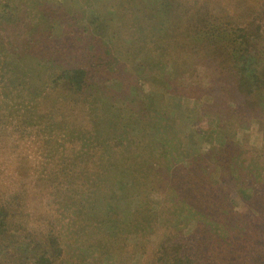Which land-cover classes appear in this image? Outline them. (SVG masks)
Listing matches in <instances>:
<instances>
[{"label":"rangeland","instance_id":"1","mask_svg":"<svg viewBox=\"0 0 264 264\" xmlns=\"http://www.w3.org/2000/svg\"><path fill=\"white\" fill-rule=\"evenodd\" d=\"M200 1L209 4L211 9L229 19L233 18L235 21L240 18L237 21L240 23L264 15L261 12L263 0H189L187 4L191 2L190 5L197 3L200 6ZM136 2L137 0H11L17 10L13 15L15 23L8 24L6 31L0 26L5 31L0 36L1 44L8 48L5 53L14 54L15 57L33 54L34 67H37L38 73L42 72V66L38 63H41L43 49L48 52L52 39H57V43L61 42L60 45L68 44L66 51L69 52L70 44L81 37L84 42L82 48H89L92 43V53L102 63L113 61L116 55L121 58L117 82L114 83L113 78L109 82L103 79L100 82L106 89L103 87L97 93L99 104L95 106L102 120L97 116L90 117L86 111L77 113L74 107L77 106L79 111L84 104L73 105L69 97L59 102L49 95L46 98L36 97L30 83H7L0 78V201L14 200L17 205L15 197L18 196L20 209L15 211L13 224H16L11 226L17 228L16 232H28V235L38 240L42 238V233L53 231L60 234L64 246L63 264L76 262L81 248L85 249L86 255L75 264H154L160 243L174 232L181 235V229H184L186 235H190L197 224V217L192 213L203 211L198 205L190 208L183 201L186 195L183 184L186 182L180 184L181 180H173L172 172L166 171L165 165L173 168L174 164L167 160L166 163L164 158L152 155L151 160L160 172L157 174L158 178L137 179L135 177L141 174L127 172L131 163H134L136 154L140 155L147 150L144 139L140 140L139 145L135 136L137 133L140 138L141 134L146 133L148 122L140 118L142 121L138 123L133 117L128 123L123 108L125 99H117L115 104L112 102L117 90L124 88L127 95L141 100L140 106H134L137 111L147 101V97L160 102L172 115L171 122L175 121L182 129L183 137L198 133V145L196 139L191 148L187 145L189 141H182L183 147L178 150L182 156L177 166L188 168L190 158L200 160L201 164L207 166L211 162H220L225 146L230 149L234 160L238 156L240 159L264 157V119L257 111H247L248 107L252 110L253 102L238 94L233 80L223 77L215 80L217 69L212 65L214 62L207 58V52H202L203 47L187 53L195 59V63L190 66L187 65V54L178 55L181 66L177 70L170 65L172 59L164 58L162 65L167 67L164 74L158 68H145L132 59V51L137 45H146L150 49L146 51L152 57L159 58L162 54L161 48L157 47L150 36L146 38L145 44L140 39L142 35L135 25L141 24L150 10L139 9L140 4ZM48 7L55 12L53 15L57 21L60 17L70 23L57 22L53 31L47 26L44 30L35 32L38 20L36 15H39V10L49 13ZM149 16L150 21L155 24L154 31H165L166 25L162 23L165 19L159 16L155 18L151 14ZM101 23L103 28H99ZM124 24L132 33L127 34L126 38L133 41L119 53L116 43L123 30L121 34L116 33L115 37L107 36V33L115 27L124 29ZM149 32L151 33L150 29ZM174 35L165 37L173 41H167V44L173 45L176 38ZM62 36L64 37L61 38ZM65 40H69V43L62 42ZM121 44L125 45L120 42L119 45ZM167 52L178 54L173 47ZM94 60L96 58L92 62ZM79 61L87 62L85 52ZM160 62L154 59L152 64H161ZM50 64V61L41 63L46 67ZM22 65L18 69L19 74L28 69H23ZM0 71L2 75V68ZM69 107L76 111L74 116L69 115ZM239 114L242 121L235 119ZM95 117L100 120L98 126ZM217 126L218 135L213 136V145L207 141L201 142V136L207 139L208 134ZM229 129L231 135L225 137L229 139L227 145L221 133ZM123 133L132 137V143L137 145L129 144V140L126 145L116 142ZM72 135H81L82 138L79 136L74 143L73 140L76 139ZM90 135H96L97 139L89 141L88 145L84 144L86 139H90ZM230 142L234 145L229 144ZM196 151L202 154L203 159L196 158ZM215 165L220 166L219 163ZM107 169L110 172H106ZM193 183L200 184L196 180ZM199 187L204 198L214 196L217 191L210 183ZM229 189L231 190L228 192L231 191L232 194L227 199L233 210L236 213L253 214L247 196L259 191L250 192V189L233 185ZM106 191V195L113 192L118 197L117 205L130 202V205L124 206L129 213H107V210H112V206L106 205L104 209L98 207L97 202L104 199L106 195L103 192ZM108 199L113 200L111 195ZM134 211L136 213H132ZM110 214L113 215L112 218L123 214L121 220L126 225L121 226L120 231L127 230L113 234L110 238L111 247L104 248L100 236L104 230L100 223L102 218ZM180 218L183 222L179 221ZM131 221L136 223L129 224ZM114 227L111 228L117 230ZM26 243L22 248L28 249L19 253L27 260L35 251L30 249L32 244Z\"/></svg>","mask_w":264,"mask_h":264},{"label":"trees","instance_id":"2","mask_svg":"<svg viewBox=\"0 0 264 264\" xmlns=\"http://www.w3.org/2000/svg\"><path fill=\"white\" fill-rule=\"evenodd\" d=\"M187 3H189V0H137L136 4H140L139 9L150 10L145 14L142 23L139 24L140 21H138L137 24L139 25H135L138 33L142 35L140 39H143L145 44L146 38L150 36L156 42L157 47L161 48L160 52L162 54L159 55L161 56L159 58L152 57L146 51V45H137L134 47L136 49L132 51L134 53L132 59L145 68L152 70L158 68L159 72L164 74L167 71V67L162 65L164 58L172 59L173 62L170 65L176 69L181 66L178 55L183 56L189 54L190 51L195 52L194 49L197 47H203L202 52H207V58L214 62L212 65L217 69L215 80H220L222 77L223 79L233 80L238 94L242 95L247 101L253 102L252 110L248 107L247 111H250V113L257 111L258 115L264 119V21L262 20L264 15L240 23L237 22L240 18H237L235 22L233 18L225 17L222 13L211 9L209 4H203L202 1H200V6L197 3L195 5H190L191 2L190 4ZM16 11V7L11 3V0H0V26L4 27L5 31L8 24L15 23L13 15ZM48 11L49 13L39 10V15H36L38 20L35 23V32L39 29L44 30V27L47 26H49L50 31H53L57 22L70 23L60 17L58 18L60 20L57 21L53 15L55 12L50 8ZM261 12L264 14V0L261 3ZM150 14L155 18L159 16L165 19L162 21L166 25L165 31H154L156 27L152 20L150 21ZM99 28H103L102 23ZM4 29L0 27V36L5 32ZM122 30L123 33L121 34ZM116 33L121 34L116 43L120 53L122 52L121 49L126 48L127 44L133 41L126 38L127 34L132 33L129 31V27L124 24V29L115 27L110 30V33H107V36L115 37ZM169 34H175L176 38L173 45L166 43L172 41L171 39H165ZM81 39V37H77L75 43L70 44L69 52L66 51L68 44L60 45L61 42L57 43V39H52V44L49 46V41L48 52L47 49H43L41 63L50 61L51 64L46 67L41 65L40 62L38 63L37 60V63L42 66L41 73L36 72L37 67H34L35 57L33 54L20 57H15L14 54L8 55L5 53L8 48L4 47L0 40V70L2 68L3 75H0V78L5 79L7 83L12 81L20 82V85L30 83L33 91L36 92V97L46 98L49 95L57 102L64 101L69 97L73 105L76 103L84 104L79 111L76 108L77 106L74 107L77 113L86 111L89 112L90 117H99L95 105L99 104L97 93L104 87V84L102 85L100 82L102 79L109 82L112 78L114 83L117 82V74L121 71L118 66L121 58L116 55L113 61L102 63L99 58L93 55L92 43H90L89 48L84 49L82 48L84 42ZM62 42L69 43V40ZM120 42L125 45H119ZM171 47L177 49V55L167 52ZM40 48L42 47L40 46ZM72 49L74 50L71 53ZM84 52L87 62L81 63L79 60H81ZM188 54L189 64L187 65L190 66L195 63V59ZM95 58L94 63L92 59ZM154 59H158V62L161 61V64H152ZM20 64H23V69L24 67H28V69L19 74ZM104 88L106 89V87ZM125 90L124 88L117 90L112 102L115 104L117 99H125L123 108L127 114L128 123L133 117L138 123L142 121L140 118L148 122L145 129L146 133L141 134L140 138H138L137 133L135 136L139 145L140 140L144 139L147 150L141 154L139 153L140 155H137L135 151V161L133 164L131 163L127 172L141 174L139 176L135 175L137 179L141 177L158 178L157 174L160 173L158 166L151 159L152 155L160 156L164 158L166 163L169 161L174 164L173 168L165 165L166 171L172 172L173 180L176 182L181 180L180 184L186 182L183 184L186 193L183 201L190 208L198 205L203 210H198L201 213H192L194 217H197V224L190 235H186L184 229H181V235L174 232L166 237L163 243H160L159 251H157L158 256L154 264H264V157L240 159L238 156L234 160L231 157L230 149L225 146L222 153L223 158L220 162H211L207 166L201 164L200 160L190 158L188 168L184 169L182 166H177L179 165L180 156H182L181 151H178L183 147L181 146L182 141H189L187 145L191 148L194 146L198 133L195 132V135L193 134L190 137H183V131L179 125L174 123L175 121L171 122L170 116L172 115H170V112L165 110L160 102L157 103L150 97H147V101L137 111L134 106L135 104L140 106L141 100L134 99L130 94L127 95ZM226 92L230 94L228 89H226ZM69 109L71 111L69 115L74 116L76 111L72 107H69ZM127 111H133L134 113H127ZM233 111L235 112L237 109ZM99 118L101 119V117ZM95 119L98 126L100 120L96 117ZM235 119L242 121L240 114ZM217 129L218 126L208 134L207 139L201 136V142L207 141L213 145V136L218 135ZM227 135H231L230 129L225 133H221L223 139ZM79 136L82 138L81 135H72L76 139V141L73 140L74 143L78 141ZM97 136L100 138L98 133ZM97 136L90 135V139H86L83 143L88 145L89 141L97 139ZM126 136L123 133L116 142L126 145L129 140V144L137 145L132 143V137ZM228 142L229 139H225L224 143L227 144ZM196 143L199 144L197 139ZM149 144L153 146L150 147ZM229 144L234 145L233 142ZM196 155L197 159L202 158V154L197 151ZM217 163L220 166L216 167L215 164ZM216 170H218V173H215ZM106 172H110V170L107 169ZM132 177L134 178V176ZM194 180L200 184L196 185V183H193ZM208 183H210V186H215L213 189L217 190V195L215 193L214 196L204 198L200 193L199 186ZM230 185L241 189H250V192L259 191L247 196V200L254 211L253 214L236 213L233 210L227 199L232 194L231 191L228 192L231 190L229 189ZM112 193L110 195L114 201L108 199L110 195L109 193L106 195L107 191L103 192L106 196L104 199L98 200V207L104 209L106 205L112 206V210H107V213H129L124 206L130 205V202L126 201L125 205H117L118 197ZM15 198L17 205H15L14 200L0 201V264H63L64 246L60 234L53 231L42 233L40 234L42 238L38 240L36 237L32 238L28 235V232L27 234L23 233V235L15 231L17 228L11 227L16 224H13L16 217L15 211L18 212L20 209L18 196ZM13 205L16 207L13 208ZM112 216L110 214L108 217L102 218L100 223L104 230L101 231L100 235L104 248L111 247L110 238L113 234L126 232L127 230L120 231L121 226L126 225V223H123L125 221L121 220L123 214L113 218ZM131 220L133 219L131 218ZM179 221L183 222L181 218ZM135 223L131 221L129 224ZM112 226H115L114 228L117 230H113ZM26 241L32 244L31 251H35L27 260L26 258L23 259L19 253V251L28 249L22 248L24 244L27 245ZM105 251L106 249H104ZM85 255V249L81 248L79 258L71 264L79 262Z\"/></svg>","mask_w":264,"mask_h":264}]
</instances>
